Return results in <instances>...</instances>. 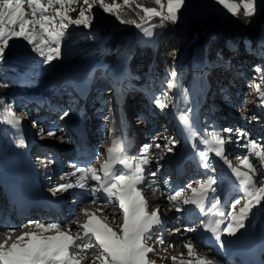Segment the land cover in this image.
<instances>
[{
	"label": "snow or ice",
	"instance_id": "snow-or-ice-1",
	"mask_svg": "<svg viewBox=\"0 0 264 264\" xmlns=\"http://www.w3.org/2000/svg\"><path fill=\"white\" fill-rule=\"evenodd\" d=\"M149 2L154 6H145ZM217 2L233 16L239 17L242 14L245 20H250L257 13L261 0ZM185 3L186 0H122V3L118 0H111L110 3L108 0H82V3L80 0H0V64L4 63L10 41L14 38L26 41L31 46V51L43 58L41 62L45 65L60 60L63 56L62 41L68 36L69 28H90L95 21L94 9L97 7L114 16L121 24L134 25L142 34L141 43L155 45L158 39L156 29H162L168 22L176 23ZM133 4L136 9H140L135 13L138 19L125 18L128 16L125 8ZM25 5L30 11H26ZM72 12L77 13L75 18L70 15ZM157 18L159 23L154 22ZM19 55L27 57L28 54L21 52ZM255 71L260 74V82L250 86L254 88L260 105L264 106V65H257ZM170 77L167 80V90L161 91L159 95H151L150 100L161 111L171 108L182 129L191 138L197 139L198 143H193L192 147L199 158L200 167L215 171L210 159V154L213 153L228 164L238 182L243 203L241 199H236L232 209L225 212L217 195L214 175H206V179L195 185L187 184L190 195H184V187L169 186V181L164 180L163 183L169 186V190L161 195H166L169 205L177 213L183 211L182 206L192 205L199 209L203 217L199 225L174 229L177 235L196 233L198 228H202L211 233L223 247L221 238L224 234L236 237L247 227L257 209L264 210V175L257 184L256 177L260 172L250 158H255L264 165V142L249 138L248 133L240 128L234 130L231 127H213L211 131L205 129L203 133L195 130L189 114L191 110L181 109L180 101L169 95L168 90L179 87L177 73L172 71ZM183 101L188 104L186 94H183ZM0 106V122L19 128L21 121L12 105L0 100ZM64 115L67 116L68 113L65 112ZM241 115L253 121L258 119L256 116L247 117L243 110ZM115 133L113 123L109 128L110 144L105 149L106 158L102 162L98 159V166L80 167L72 164L73 171L61 177V182L51 189L53 196L80 189L82 193L78 194L79 198H90L92 204L103 203V208L96 211L81 208L78 217L83 215L86 219L81 223L77 218L72 224L64 225L63 228L68 230H63L59 223L29 221V230L14 235L15 226L5 224V230L0 233L4 237L0 240V264H85L89 257L92 258L91 264H157L150 257L156 255L157 248L165 243L166 237L161 234L165 220L158 206L150 210L151 202L144 189L151 188L153 193L159 190V182L155 179L157 172H146V169L153 159L158 161L163 155H153L151 146L144 144L139 156L129 158L123 139ZM225 133L228 135L225 136ZM57 134L58 130L55 129L47 131L49 137ZM233 135L236 143L246 149V154L237 157L246 171L232 167L226 156L225 146L232 141ZM60 139L66 138L61 136ZM164 139L167 142L163 146L156 143L155 148L162 149L163 153L172 152L176 141L171 136ZM241 141L244 143L241 144ZM17 143L20 147L25 146L23 137ZM69 176L73 179H67ZM148 176L152 179L148 180ZM235 205L241 206L237 208ZM105 210H110L111 218H119L120 223L113 226L106 222L108 217L101 218L97 215V212ZM73 226L77 229L75 235L71 232ZM153 239L156 246L148 243ZM183 248L187 250L189 259H184L183 253L179 259L171 256L173 264H214L208 255L197 254L196 244L191 237H186ZM165 258L160 257L161 260Z\"/></svg>",
	"mask_w": 264,
	"mask_h": 264
},
{
	"label": "trees",
	"instance_id": "trees-1",
	"mask_svg": "<svg viewBox=\"0 0 264 264\" xmlns=\"http://www.w3.org/2000/svg\"><path fill=\"white\" fill-rule=\"evenodd\" d=\"M145 6L154 4L149 2ZM139 11L134 4L126 7L128 16L125 18L138 19L135 13ZM113 18V28L106 27L101 33H96L98 46L91 47V37L77 38L72 42L66 39L62 41L63 56L57 60L60 69L58 73L62 74L60 78L75 74L82 81L88 76L93 88L98 90L100 82H96V78L92 80L94 74L91 73L94 70L100 69L102 77H106L102 73L104 70L114 72L123 69L126 71V79L132 84L146 89L149 95H159L165 90L162 82L171 78L170 73L175 71L179 87L173 89L172 97L180 101L181 109L191 110L189 114L195 128L198 123L204 129L209 128L203 115L193 110L207 86V79H203V76H206L205 71L209 65L226 67L233 77L236 71L248 64H254L255 67L264 65V7L258 9L250 20H245L242 14L239 17L223 16L211 9L205 12L204 17L192 18L191 22L186 19L176 23L168 22L162 29H156L158 39L155 45L141 43L140 30L134 25L121 24L114 16ZM154 22L159 23V19ZM21 52H27V57H21ZM42 59L31 51V46L22 38L10 41L5 61L0 64V100L11 104L13 109L23 108L28 113L34 107L38 108L39 105L34 104L33 100L42 99L40 94H46L45 88H37L39 82L49 84L53 79L46 74L45 77L44 73L49 69L41 62ZM58 73L55 72L56 77L52 83L60 86L62 80H58ZM132 84L124 85L134 87ZM223 84L225 92L233 90L236 85L232 78L225 80ZM69 85L66 83L65 91L61 92L68 94ZM48 93L51 94L50 91ZM183 94L187 95V105L183 101ZM49 102L51 104V96ZM49 110L46 105L40 112ZM20 137L22 133L18 128L0 122V157L3 160L5 158L12 161L19 148H23L17 143Z\"/></svg>",
	"mask_w": 264,
	"mask_h": 264
},
{
	"label": "rangeland",
	"instance_id": "rangeland-1",
	"mask_svg": "<svg viewBox=\"0 0 264 264\" xmlns=\"http://www.w3.org/2000/svg\"><path fill=\"white\" fill-rule=\"evenodd\" d=\"M108 2L110 3L111 0H108ZM118 2L122 3V0H118ZM80 3H82V0H80ZM74 7H77V6L74 5ZM263 7H264V0H261L260 6L258 9H261ZM25 8H26V11H30V9H27V6H25ZM209 8L215 10L216 12H218L220 15H223V16L232 15L231 13H228L227 10L224 9L222 5L218 4L217 0H186L184 8H183L182 12L179 14V18L177 21H184L186 19L187 22H190L191 21L190 17L191 18H198V17L202 18L205 16L204 13L206 11H209ZM200 14H203V15H200ZM70 15H72L73 18H75L77 13L72 12V13H70ZM94 16H95V21L90 28H84L83 26H71L68 30L69 34L65 39L68 42H72V41L76 40L77 38L91 37L93 39V42L90 43L91 47L98 46L99 45V43L97 42L98 35L96 33H101V31H104V29L106 27L113 28L115 26V24H113V23H115V21H114V18L111 14L104 13L103 10L99 9L98 7L94 9ZM29 18H31V16H29ZM54 62H56V61H53L51 65H47V70L48 69L49 70H48L47 74L45 71L44 75L45 74L48 75V78L51 77L54 79V77H56L55 72H56L57 68L56 67L53 68ZM246 67H245L246 70H245V68L240 69V71H242V72H240L239 70L236 71L235 76L233 77L231 75V73H229V71L226 70L227 69L226 67H223L221 65H217V66L209 65L205 71L206 76H203V79H207V86L205 88V91L204 92L202 91V95L196 101V103L202 98V96L205 94L207 89H208V91H207L208 93H217L218 96H220V95L224 96V87H222V86H224L223 83L225 80L228 81L229 79L232 78L233 82H235L238 89H240V92H241L240 94H242L241 97H242L243 101L241 104H244V101H246L249 98L251 101L252 112L254 109V110H256V111H254V113H260L261 116H264V108L260 105L259 98L256 95L254 88L250 86V85H254V84L260 82V81L255 80L257 77H259V74L255 71V65L254 64H248ZM102 73L105 74V76H108V78L102 77L100 69H96L91 73V74H94V76L92 77V80L94 78H96L97 79L96 82H100V85L98 86V90H95L93 88L92 83H90L91 80L90 79L88 80V76L86 75L87 79H85V82L83 85H82V83L77 82L75 85H73L71 87L72 93L77 90L78 93H80L81 95L90 96L91 98L95 97L92 104L96 105L97 107L100 108L99 105L101 103H103L104 106L102 107V109L105 107V111H107V112L109 111V101H108L107 97L112 96V98L115 100V105L118 107V109L122 110L124 103L129 102L127 104H133L131 102V98H134L138 94V97L139 98L141 97L140 100L145 102L148 105V107H150V109L154 113L159 112L158 110H160V109L156 108L155 105L150 100V95L144 89H142L140 86L134 85L126 79L125 70H123V69L119 70L115 74L113 72H110V71H108V73H107V71L104 70ZM46 75H45V77H46ZM70 76H72V74H70ZM142 78L144 80L145 76H143ZM53 79H52V81H53ZM58 80H61V79H58ZM52 81L49 82V84L42 83V82H44V81H42V82H39V84H38L39 86L37 85L38 86L37 88L41 87L40 88L41 90H43V88H45L44 90L46 92V94L44 93V95L40 94L42 99L38 98L36 100H33V101H35V102H33L34 104L39 105L38 108L34 107L33 108L34 110H31L29 113H28V111L24 112L23 108H21V109H15L14 108L13 109L15 111L17 117L20 118V120L25 119L27 117H32V116L34 118H37L39 116L38 114L40 113V109L43 106L47 105L49 108H51L52 103H53V99H55L56 97L58 98V96H60L62 98L67 97V95L59 93V90L57 87L58 85L56 83L55 84L52 83ZM61 82H60V84H64L63 80ZM210 82H211V84H210ZM126 83L132 84V85H134V87H129L127 85H124ZM162 83L165 87V90H167V80L162 82ZM88 84L90 86H88ZM86 86H88V87H86ZM243 87L246 88L244 93L241 91V88L244 91ZM49 91L51 92V94L48 93ZM213 91H215V92H213ZM168 92H169L170 96H173L172 95L174 92L173 89L168 90ZM96 94L99 97H97ZM50 96H51V104L49 102ZM72 100L83 103L82 97H80V96L78 98L76 97ZM69 101H71V100H64L62 102V104L64 106L60 107L59 111L67 112L68 114H70V112H73L75 110V108L73 106V109H72V105H74V104L69 103ZM91 101H92V99H91ZM254 101H255V103H254ZM42 104H45V105H42ZM209 106L211 108L214 107V109H215V106H213L212 104H210ZM206 107L208 108V106H206V103H205V98H202V100L198 102L197 106L194 107L193 110L195 112L202 113L203 109ZM243 107H244V105L241 107V109ZM64 108H68L69 110H65ZM127 109H128V107H126L124 109V112L128 113L129 111ZM220 110H221V108H219V109L217 108V111H220ZM164 111L160 110V112H164ZM166 111H169V109ZM166 111L164 113H160V112L157 113V118H158V120L161 121L162 128H164V124H166L167 126H170V129L164 128L163 132L168 133L169 136H171V134H172L171 137L176 141L175 145L173 146V151L168 153L170 155V157H169L170 159L166 163V166L169 169V173H173V174H171L172 178H173L172 179L173 182L175 183V180L178 181V179L181 178L182 176H183L182 180L185 181L184 184H186L188 182L187 179L189 177H195V175L198 177H201L200 179H202V180L206 179V175H214L216 178V181H217V183L215 185V187L217 188V195L221 199L222 207L224 208L225 212L230 211L232 209V207L234 206V201L236 199H241V202L243 203L242 193L239 191L238 182L236 181V178L232 174L231 168L228 166V164H225L222 160L215 157L214 153L210 154L212 166L215 168L214 172H212L211 170L203 169L202 167H200V169L202 170V171L200 170V172L196 169V165H197L196 163H199V158L196 155V151H195V149H193L192 144L198 143L197 139L191 138L187 131H185V133H187L186 138H183L180 136L178 137V134H176L175 129L173 128V124H174L173 119L170 117L171 115ZM171 112L173 113V115H175V113L172 109H171ZM223 112L229 113L227 111V109L226 110L223 109ZM240 112H241V110H238V113H240ZM166 117H169V119H170L169 123H167ZM163 119H164V121H163ZM210 119H208V121H211V124H210L211 129L209 131H211L213 127H216V128L219 127L222 123V120H219L218 117H216L214 114L212 115V117ZM235 120H237V119H235ZM223 123H225V122H223ZM260 123H262V121H260ZM132 125H136V124H132ZM197 125H199V123ZM139 128H140V126H138V127L136 126L135 129L139 130ZM162 128H161V126H158L156 128V131H159ZM198 128H199V126H198ZM199 130H200V133L204 132L200 128H199ZM22 134H23V132H22ZM154 136L155 135H153L152 137H154ZM156 136H159L158 139H160L159 141H161L162 143L167 142L166 140L162 139V137H164L163 135H161L162 137H160L159 134H157ZM248 136H249V138L253 137V135L251 133H248ZM185 139H188V142H185L184 141ZM243 143H244V141H241V144H243ZM27 145H28V142H26V140H25V146H23V148H19L18 154L12 157V161L5 160V158L3 160V158H0V180H3L9 186V188L12 191L11 193L15 194L17 196V198H21L24 201H26L27 204L17 205L15 202H13V200L11 198H8V197H1L0 201L4 202V204H3L4 209L17 210L19 208L24 207V209H30L32 211L36 210L38 212H44L43 210H40V208H38L37 206L33 207V205H36V204L42 205L41 198L42 197L46 198L47 197L46 195L51 194L48 191H46L44 187L45 186L54 187L57 183L55 181H53L50 184H44V182L46 180L43 177L36 180L35 179L36 175H32V177H30V175L26 172L24 167L22 168V170L21 169L19 170V167L21 166V160H23L21 157V154L26 150ZM93 146L97 147V146H95V144H93ZM225 147H226V152H227V158L229 161H231L232 167H239V168H241L242 171H246V169H244L239 164V161L237 159V157L246 154V149H244L243 147L239 146L236 143L235 135L232 138V141L230 143L226 144ZM98 149H99V146H98ZM21 150H23V151H21ZM188 153H190L193 157V162L190 163L191 165L189 164L188 166H186L185 169H181V168L177 167L176 166L177 163H180V165H183L185 163V160H187L186 158H187ZM230 155H233V156H230ZM31 156H33V154ZM250 158L252 159V157H250ZM234 160H237V161H234ZM2 165H4L5 168L2 167ZM60 165H61V167L64 166V164L62 162H60ZM61 167H60V169H61ZM175 167H177L178 169H175ZM194 170L197 172V174L191 176V173L194 172ZM58 171L56 172V174L58 173ZM259 172H260V170H259ZM14 173H17V175L16 174L14 175ZM61 175H58V176L61 177ZM188 175H189V177L185 178V176H188ZM262 175L263 174L261 172H260V175H257V177H256L257 184L260 182ZM29 178L31 179L30 181H28ZM47 178H48V176H47ZM56 179L58 181L60 180V178H58V177H56ZM164 180H168L170 183L169 176L165 175ZM15 185L18 186L20 189L15 188ZM163 186H166V185H163ZM163 189L164 188L162 187V190ZM164 192H165V190H164ZM80 193H82V190L72 189V190H69L68 192L62 193V196L60 199L56 198L55 202H58L59 200L62 199V202H61L62 204H60L62 206V214H64L65 216L68 215V213H69L68 208L70 207L71 204L75 203L76 196ZM47 198H49L51 200V202H53V198H50V197H47ZM165 200L167 201L166 196L164 198L154 200V203H158L159 204L158 207H160L163 203H165ZM154 206L156 207L157 204H155ZM240 206L241 205H235V207H237V208H239ZM80 208H82V207H80ZM161 210L162 209H160V212H161L163 218L167 221L164 224L166 226H163V227L168 226L167 228H162L161 234L163 236H166L165 231H167L170 228L171 231L174 232V229H176L179 226L176 218L178 217L179 219H182L184 214L182 213V215L181 214L170 215L168 213V210L166 212H165V210L164 211L163 210L161 211ZM51 211H52V209H50V211H47V212H51ZM60 214H61V212H60ZM263 217H264V210L257 209L254 216H253V218H256L257 222L252 223L253 221H249L247 223L248 224L247 227L245 229L241 230V232L238 233L236 237H229L227 234H224V235L227 238L242 239V241H247V239H249V238H247V235H252L253 238L261 239L262 236L260 235V231L264 227V218ZM76 219L77 218H75V217H70L69 221L73 222ZM43 220L41 223H45L46 219H43ZM60 221H61V219H60ZM66 221L69 222L68 220H66ZM178 221H180V220H178ZM194 221H195V224L193 222V224H192L193 226L197 224L196 219ZM263 230H264V228H263ZM50 234L51 233H45V235H50ZM189 235H190V237H193L194 234L193 235L189 234ZM243 235H245V236H243ZM171 236H168L166 238L165 243H164L166 246H169V244L172 243L171 238H169ZM252 237H250V238H252ZM149 242L148 243L150 245L155 246V239L149 240ZM200 252H202V251H200ZM167 254L168 253H166L165 251H162L160 253H157L156 255H152L150 258L155 260L157 262V264H173L170 257L165 258L164 260L160 259V257H165V256H167ZM208 254H210L209 258L214 262V264H218L216 261H218L219 264H230L227 262V258H224V260H219V258H217V256L213 255L212 253H208ZM175 256H177L178 259L181 258L180 255H178V254ZM183 258L189 259L186 257H183ZM91 259L92 258L89 257V259L86 260L85 264H91ZM213 259L216 261H214ZM233 264H236V263L234 262Z\"/></svg>",
	"mask_w": 264,
	"mask_h": 264
},
{
	"label": "bare ground",
	"instance_id": "bare-ground-1",
	"mask_svg": "<svg viewBox=\"0 0 264 264\" xmlns=\"http://www.w3.org/2000/svg\"><path fill=\"white\" fill-rule=\"evenodd\" d=\"M243 88H244V91H243L242 88H241V91L244 93L246 88L245 87H243ZM240 93L241 92H240V89H239V94ZM79 96L82 97V101L84 103V110H86V111H84L85 113H79V114L81 115V117H83L86 120L87 124L96 123L97 124L96 128L100 129L102 127V121L103 120H102L101 117L103 115L102 107L104 105H103V103H101L99 105L100 108L97 107L96 105H93L92 102L94 101L95 97L91 98L90 96L81 95L76 90L73 93L71 92L69 97H63L62 98V97L58 96V98L56 97L54 100H55V102L57 103V105L59 107H63L64 105L63 104L61 105V103H59V102H61V101L63 102L64 100H72V99H74L76 97L78 98ZM91 99H92V101H91ZM140 99H141V97L139 98L138 94L134 98H131V102L134 104L135 109L137 108V104H138ZM228 99H231V98H228ZM69 103L75 104V102H69ZM127 103H129V102H127ZM64 109L67 110L68 108H64ZM166 112H168L171 115L170 117L173 119V122H174L173 128L175 129L176 134H178V137L180 136V137L186 138V134L187 133H185V130L182 129L180 123L175 118L176 115H173V113L171 112V109H169V111H166ZM61 113H64V112H61ZM73 114L74 113H71L70 116L68 115L67 119L69 120L70 117ZM223 114H226V116L227 115L230 116V114L226 113V112H223ZM108 117L109 116H107V118ZM25 119L20 120L21 123H24ZM163 121H164V119H163ZM237 121H238V124H242V125L247 123L245 120H242V119H238ZM167 123H169V122H167ZM126 126H128V124H126ZM157 126H161V128H162V124H161L160 120H157V121L153 122L152 125H151V127H157ZM151 127H150V129H151ZM164 128L170 129V126H167L166 124H164ZM164 128H162V132H163ZM231 128H233V127H231ZM81 129H82L83 134L79 137V141H78L79 147H80L79 152L81 153V159H82V162H83L81 167H83L85 165H87L89 167L92 166V165H97L98 166V163L94 162L95 160L99 159L98 153L96 152V150L94 148L91 147V144H90L91 141H90L89 138H87L86 130L84 129L83 126H81ZM132 130H133V139H134L133 142H135L137 144L140 141L139 132H138V130H135V129H132ZM152 135L156 136L157 132H151V131L148 130V138L145 140L144 143L145 144H151L153 142L154 144L159 143L162 146L163 143L161 141H159L160 139L153 140ZM160 137H162V136L160 135ZM184 141L188 142V139H185ZM144 143L142 142L141 146L144 145ZM28 147H29L28 150L30 151V149H31L33 151V153L35 151L36 153H41V154L45 155V151L43 150V148L41 146L39 147L38 145H35L33 143V144H29ZM49 149L52 151L51 152L52 153L51 154L52 155V159L55 160L56 163L60 164L61 161L58 159V157H59L60 154H63L64 152L63 151L59 152V150H52L51 148H49ZM87 150H91L90 155L88 154ZM155 150H157V149L155 148ZM167 156L170 157L169 154H167ZM226 156H227V152H226ZM169 159L167 160V162L169 161ZM186 159L187 160H185V163L184 164L182 163L183 165H180V163H177L176 166L181 168V169H185L186 166H188L190 163L193 162V157H192V155L190 153H188ZM252 160H253V163L256 164V166L260 170V172L264 175V166L261 165L260 162L257 159L252 158ZM198 164L199 163H197V165ZM25 166L27 168H29V169L31 168L30 164L25 163ZM60 167H61V165L57 166V168L55 169V171L53 173V176H48L47 184L50 183L51 181L55 180L56 179L55 177H57L58 175H61V174L65 173V170L62 171V172L60 171L61 170ZM177 167H175V169H178ZM22 168H23V163L21 161V166L19 167V170L20 169L22 170ZM196 169L199 172L201 170L200 166H199V168L196 167ZM57 171H58V174H56ZM29 172H31V171H29ZM160 173H161L160 177L161 178L164 177V178H162V181L159 183V190L156 191L155 193H153L151 188L145 187V189H144L146 197L151 202L150 203V209L153 207V205L158 204V203H154V200L165 197V196H162L161 193L163 192L162 187L163 188L165 187V186H163L164 184L162 182L165 179L164 175H166L165 174L166 173V168L164 167L163 170ZM15 174L17 175V173H14V175ZM44 174L46 175V171H45ZM171 174H173V173H171ZM195 174H197V172L194 170V172L191 173V176H193ZM62 177H64V176H62ZM182 177L179 178L178 181L175 180V183H174L173 187H175V186L184 187L185 188L184 195H190V192L187 191V184L192 183L193 185H195L198 181L202 180V179H200L201 177H198L196 175H195V177H189V175H188V176H185V178L189 177L187 179L188 182L186 184H184L185 181L182 180ZM67 179L72 180L73 178L71 176H69V177H67ZM151 179H149V180H151ZM256 181H257V179H256ZM59 182H61V178L58 181V183ZM91 183H95V182H91ZM15 188L20 189L16 185H15ZM11 192L12 191L9 188V186L3 180H0V198L1 197L11 198L13 200V202H15L17 205L27 204L26 201H24L21 198H17V196L15 194L11 193ZM165 193H167V192H165ZM41 202H42V205H37L36 204V205H33V207L37 206L38 208H40V210H43L44 212H38L36 210L32 211L30 209H27V210L25 209L23 211H18L17 214H16L17 216H15L14 214H11V217L10 216L6 217L7 215H9L10 211H14V209H10V210L5 209V210H3V212L1 211L2 216H0V233H2L5 230V228H4L5 224L14 225L15 226V228H16V231L14 233V235H15L17 233V231L22 227V225H25V224L29 225V221H32V222H37L38 221V222L41 223L43 219H46L45 223H59V224H61L63 230H68L66 228H63V226L72 224V222L69 221L70 217L79 218L81 223H83V221L86 219V217H84L83 215H79V217H78V214L80 213V209H81L80 207L86 208V209H88L90 211H96L97 209L103 208V206H102L103 203L92 204L91 201H90V198L81 199L77 195L75 203L70 205V207L68 208L69 209V213H68L67 216H65L64 214H62V206L61 205H53V204H51L53 202H51V200L49 198H47V197L46 198L42 197L41 198ZM1 203L4 204L3 201H1ZM182 207H183V211L180 212V213H177L174 209L171 208V206H169L168 201L165 200V203H163L159 207V209H162L163 211L165 210V212L168 210V213L170 215H176V214L177 215H179V214L182 215V213H183L184 216H183V218L181 220L179 219L180 222L188 223V222L194 220L195 218H197L198 216H199L200 219L203 218L200 215V213H199V209H196L195 206L184 205ZM49 208H52L51 212H47V211H50ZM60 212H61V214H60ZM97 215L101 216V218L108 217L106 222L112 224L113 226H115L116 224L120 223V219L119 218H117L115 220H113L111 218L110 210H105L103 212H97ZM60 219H61V221H60ZM200 219L199 220L197 219V221H200ZM22 220H23V224L19 225L18 222H20ZM66 220H68L69 222H67ZM250 221H253L252 223L257 222L256 218H253V217L250 219ZM183 227H185V226H180L181 229ZM263 228L260 231V235L261 236H264ZM75 229H76L75 226H73L71 228V232H72L73 235L76 234V230L77 229L76 230ZM186 237H190V235L189 234L177 235L176 233H173L172 236L169 237V238H171L172 243H170L169 246H166L165 244L159 246L157 248V253L165 251L166 253H168L167 256H165L166 258L171 257V256H175L177 254L181 256V253H183V257L189 258L187 256V250L183 248V243L186 242ZM250 237H252V235H247V238H249V239H247V241H242L241 239H239V241L237 243H231V246H232V248H231L232 252L231 253L232 254L230 256H228V258H227V262L228 263L233 264L235 262L236 264H262V262H264V257H261L260 254H259V251H260L261 247H263V243L264 242L262 240L257 239V238H250ZM3 238H4L3 235L0 234V240H2ZM191 238L193 239V242L196 244V249H197V254L198 255H204V254H201L200 251L203 250V247H204V245L206 243H209L210 245L215 244L217 246L218 245L220 246V244L216 242L215 238L210 233H208V232H206L204 230H202L201 233H199L198 235H194ZM226 240H227L226 242L228 244L229 243L228 239H226ZM213 250H214V253H215L216 249L214 248ZM205 255H208V257H209L210 254H205Z\"/></svg>",
	"mask_w": 264,
	"mask_h": 264
},
{
	"label": "water",
	"instance_id": "water-1",
	"mask_svg": "<svg viewBox=\"0 0 264 264\" xmlns=\"http://www.w3.org/2000/svg\"><path fill=\"white\" fill-rule=\"evenodd\" d=\"M211 9L209 8V11H210ZM208 12V11H207ZM200 15H203V14H200ZM204 15H205V13H204Z\"/></svg>",
	"mask_w": 264,
	"mask_h": 264
}]
</instances>
